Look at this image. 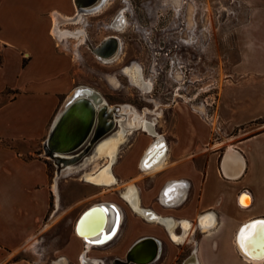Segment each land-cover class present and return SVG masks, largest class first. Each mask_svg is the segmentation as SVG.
<instances>
[{
  "label": "crops",
  "instance_id": "crops-1",
  "mask_svg": "<svg viewBox=\"0 0 264 264\" xmlns=\"http://www.w3.org/2000/svg\"><path fill=\"white\" fill-rule=\"evenodd\" d=\"M224 7L231 29L226 36L235 46L232 53L240 57L234 66L240 79L225 86L216 125L190 105L166 108L174 120L173 128L160 134L166 141L165 158L159 167L146 169L142 158L158 139L144 129L125 133L111 185H96L98 192L91 196L64 191L59 198L69 196L70 208L80 206L84 212L105 205L113 220L117 210L121 220L112 244L92 246L77 233L82 211L54 264H126L131 248L146 237L161 245L150 264H182L191 254L196 264H256L250 254L264 264L259 229L250 242H240L248 230L244 225L264 222V0H224ZM104 9L82 13L73 23L79 12L75 0H0V264H40L35 253L55 195L41 150L77 87L100 92L80 81V48L89 45L76 38L86 34L93 46L107 38L104 26L98 27L105 22ZM56 24L62 32L79 26L82 34L61 37ZM91 57L105 64L94 52ZM131 185L138 189L141 208L163 221L148 220L134 210L125 198Z\"/></svg>",
  "mask_w": 264,
  "mask_h": 264
},
{
  "label": "rangeland",
  "instance_id": "rangeland-1",
  "mask_svg": "<svg viewBox=\"0 0 264 264\" xmlns=\"http://www.w3.org/2000/svg\"><path fill=\"white\" fill-rule=\"evenodd\" d=\"M123 10L126 24L118 29L114 24ZM101 17L105 21L98 24V27L104 26L102 36H117L122 49L113 62L102 64L91 57L94 46L88 39L89 47L80 48L79 59L85 71L81 73V82L98 88L110 104H122L124 111L130 112L131 121L138 115L153 122L157 131L154 141L164 130L173 128V112L166 108L174 105H190L202 112L204 118L211 115L209 120L216 125L225 86L240 79L234 71L240 57L232 53L235 46L231 48L226 36L231 29L225 23L224 0H111ZM110 23L111 29H107ZM78 27L72 26L74 30L66 32L72 36L82 34L83 29L76 30ZM96 34L98 30L94 31ZM84 38L76 39L83 44ZM100 39L93 41L98 43ZM138 69L143 74L140 78L133 75ZM140 129L143 128L134 129L136 134L142 133ZM119 134L117 130L109 137ZM41 155L49 163L55 195L35 257L40 264H54L74 220L84 210L80 206L70 208L72 199L69 196L63 199L65 195L59 199L60 192L97 194L96 185L84 181L82 176L108 160L96 158L95 152L57 178V167L44 156L43 147ZM24 254L31 256V250Z\"/></svg>",
  "mask_w": 264,
  "mask_h": 264
},
{
  "label": "water",
  "instance_id": "water-1",
  "mask_svg": "<svg viewBox=\"0 0 264 264\" xmlns=\"http://www.w3.org/2000/svg\"><path fill=\"white\" fill-rule=\"evenodd\" d=\"M100 1L102 0H75V4L79 12L85 14L86 9L98 2L100 3ZM110 40L106 41L104 47L108 46ZM124 113L125 111L122 105H109L104 96L96 89L88 86L77 87L69 95L63 110L57 117L48 137L43 143L44 156L52 160L57 167L56 177L59 178L62 172L72 166L82 163L85 159L97 152L98 146L107 139L116 127H123L121 120L123 116H125ZM165 148H167L166 141ZM166 192L167 190H165V193ZM96 207L90 208L82 215L78 222L77 231L80 224L86 220L87 215L92 210L96 209ZM101 207H104L106 213L111 216L107 206L102 205ZM141 210L153 214L155 217L159 218V221H163L162 218L151 210L143 208H141ZM144 218L147 219L146 216H144ZM120 220V213L116 210L114 229L111 233H108L110 238L109 241H111L117 233L116 229ZM155 220L157 219L155 218ZM257 220L260 219L250 221L244 226L249 229V226L253 225ZM107 242L91 241L89 243L93 246H97ZM143 252L145 255L139 257ZM160 252V243L152 237H146L138 241L131 248L123 263L150 264L158 258ZM184 264H196V257L193 255V258L187 260Z\"/></svg>",
  "mask_w": 264,
  "mask_h": 264
},
{
  "label": "bare ground",
  "instance_id": "bare-ground-1",
  "mask_svg": "<svg viewBox=\"0 0 264 264\" xmlns=\"http://www.w3.org/2000/svg\"><path fill=\"white\" fill-rule=\"evenodd\" d=\"M108 2H109V0H102V1H100V3L98 2L97 4L93 5L92 7L86 9L85 12L90 13V14L100 12L108 4ZM124 13H125V10H123V12L119 13L118 18L114 24L115 27L118 29L123 28V26L126 24L125 19H124ZM81 14L82 13L78 12V14H77L78 16H77V18L74 19L73 23L81 20V18H82ZM56 26H57V29H59L58 28L59 26L57 24H56ZM63 32L60 31V29L58 30V34L61 37H65V36L70 35L66 32H64V34H62ZM75 35H80V34L77 33ZM70 36H72V35H70ZM83 37H84V35H83ZM110 39H112V40H110ZM108 40H110V43L108 44L107 47H104V44ZM82 41L85 44L88 43V45H89L88 38H84ZM92 49H93L94 54L100 60H102L106 63H111L120 54L121 49H122V42L115 35L114 36H108L98 46L92 47ZM133 75L135 77H139V78L142 77V75H143L142 70L141 69L135 70V73ZM131 112H133L134 115L136 114V112L133 109H131ZM121 121H122L121 124L123 125V127H121L122 130H120V134L117 136H110L109 138L105 139L97 148L96 155H98L99 158H103V159L106 158L108 160L107 163L102 167L97 166L96 168L85 172L84 175L82 176V179L84 181L91 183V184H94V185H99V186L111 185L115 181V178H114L115 173H113L112 165H113L115 157L117 155L119 144L122 142V139L125 136L124 134L128 129L134 130V129H138V128H143L144 130L148 131L150 135L157 136L156 135L157 131H155V124L151 121H148L147 119L145 120L144 117L136 115L133 118V121H131V120L129 122L128 121L124 122L123 120H121ZM119 151H120V149H119ZM166 151H167V148H165V140H163V137L160 135L158 137V140L154 144H152L151 147L147 150V152H146V154L142 160V168L146 169L149 166L159 167L161 162L165 158ZM68 170H69V168H68ZM133 188L134 187L132 186L130 189H128V191L126 190L127 193L125 194V198L131 203L134 210H136L141 215L146 216L147 219H150V220H154L155 218L159 219L158 217H155V215L146 213L145 211L141 210V206L139 205V201H138V197H137L138 194H136V191H135L138 189L134 190ZM95 207H96V209L92 210L87 215L86 220H84L80 224L78 231H77L78 222H79L80 218L82 217V215L86 211L81 215V217L79 218V220L76 224V231L79 235H82L85 238V240H87L89 242H91V241L107 242L110 239L108 236V233H111V231L114 228V223H113L114 220L112 219V217L110 215H108L106 213L105 208L101 207V205H94L90 208H95ZM119 225H120V223H119ZM89 238H91V239H89ZM259 238L260 237H258V239ZM250 253H251V250H250ZM248 256H249V254H248ZM249 258L251 260L255 261L256 264L260 262L259 261L260 259H258V258L256 259V257L252 258L251 254H250Z\"/></svg>",
  "mask_w": 264,
  "mask_h": 264
},
{
  "label": "snow or ice",
  "instance_id": "snow-or-ice-1",
  "mask_svg": "<svg viewBox=\"0 0 264 264\" xmlns=\"http://www.w3.org/2000/svg\"><path fill=\"white\" fill-rule=\"evenodd\" d=\"M259 229V231L264 234V222L260 223L259 225L253 224L249 226V229L245 232L241 233L240 236V242L241 245L243 246L246 242H250L253 236V233Z\"/></svg>",
  "mask_w": 264,
  "mask_h": 264
},
{
  "label": "flooded vegetation",
  "instance_id": "flooded-vegetation-1",
  "mask_svg": "<svg viewBox=\"0 0 264 264\" xmlns=\"http://www.w3.org/2000/svg\"><path fill=\"white\" fill-rule=\"evenodd\" d=\"M121 12H123V11H121ZM124 114H125V116H123L122 120L125 122V121H128V119H129V121H130L132 117L129 116L128 112H125ZM125 118H126V119H125ZM132 123H133V122H132ZM133 124H134V123H133ZM137 124H138V123H137ZM120 129H121L120 126H118V127H116V129H115L112 133L116 132L117 130L120 131ZM136 130H137V129H136ZM130 131H134V130H127L126 133H128V132H130ZM112 133H111V134H112ZM111 134H110V135H111ZM108 137H109V136H108ZM85 160H87V159H85ZM162 162H163V161H162ZM162 162H161V163H162ZM111 241H112V240H111ZM111 241H109V242H107V243H105V244L97 245L96 247H99V246H102V247H103V246H106V245L112 244ZM92 246H93V245H92ZM160 246H161V245H160ZM191 258H193V255H192V254H191L190 257H188V258H187L182 264H184L187 260H189V259H191ZM111 264H113V263H111Z\"/></svg>",
  "mask_w": 264,
  "mask_h": 264
},
{
  "label": "built area",
  "instance_id": "built-area-1",
  "mask_svg": "<svg viewBox=\"0 0 264 264\" xmlns=\"http://www.w3.org/2000/svg\"><path fill=\"white\" fill-rule=\"evenodd\" d=\"M211 118H212L211 115H206V119H207V120H209V119H211Z\"/></svg>",
  "mask_w": 264,
  "mask_h": 264
}]
</instances>
